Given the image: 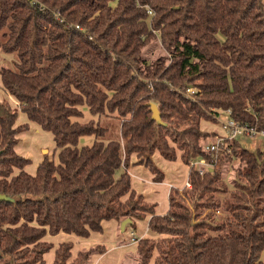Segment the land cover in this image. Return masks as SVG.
Listing matches in <instances>:
<instances>
[{
    "label": "trees",
    "instance_id": "1",
    "mask_svg": "<svg viewBox=\"0 0 264 264\" xmlns=\"http://www.w3.org/2000/svg\"><path fill=\"white\" fill-rule=\"evenodd\" d=\"M156 39L169 58L144 56ZM0 53L14 57L10 65L0 57V76L18 102L0 101V194L15 200L0 202V264H46L47 236L87 239L104 222L121 230L148 216L158 238L138 242L136 264H264V143L249 150L235 139L214 169L192 166L214 159L205 145L215 135L201 124L217 111L264 131V0H0ZM84 107L120 120L121 140L83 123ZM20 112L55 143L58 162L44 156L35 175L16 150L29 131ZM83 137L95 140L80 147ZM157 153L190 168L164 216L128 173L136 156L163 182ZM235 160L230 189L224 178ZM216 211L223 217L207 221ZM73 248L61 244L53 264H89L106 253L95 247L73 259Z\"/></svg>",
    "mask_w": 264,
    "mask_h": 264
},
{
    "label": "rangeland",
    "instance_id": "2",
    "mask_svg": "<svg viewBox=\"0 0 264 264\" xmlns=\"http://www.w3.org/2000/svg\"><path fill=\"white\" fill-rule=\"evenodd\" d=\"M149 45L150 46H148L144 52V56L147 59H149L150 61H156L157 59L163 58L166 56L168 58L170 57V55L162 48V45H161V42L159 39L154 40V42L150 43ZM5 56H6V58H5ZM5 56H4L5 60L8 63L10 62L9 63V65H10L11 62L14 61L13 55L11 56V55L5 54ZM2 61L3 60L0 59L1 63H2ZM194 91H195V89H194ZM7 100L12 107L17 108V104L15 102H13L12 99H7ZM82 110L84 111V118L82 119L83 123H87L91 120H94L96 123L101 124L102 127L106 128L108 130V133L106 135V140H108V141H112V140L113 141H115V140L120 141L121 140L120 120H118L114 117H109V116H102V117L92 116L87 107H84ZM222 118L225 119V116H223ZM18 122H19V124H28L29 125V132L24 133L23 135L20 136L21 140L19 143V151L32 157V162H31V165L29 166L28 171L30 173H33L34 172L33 171L34 166L37 168V166H38L37 162L42 157L41 152L43 149L45 150L44 156H49V157L53 158V156L55 155L54 139H53L52 134L49 132L42 131L41 134L39 132H37L36 129L33 128L32 125L30 124L31 122L28 120L27 116L21 112L19 113ZM220 126H221V124L215 118H212V120H210V121H203L202 122L201 129L205 132L212 133L215 135L214 137H212L208 140L206 145L209 143H214L218 136H223L224 132L222 131ZM94 140H95V137H83L80 140L79 146L80 147L91 146L93 144ZM238 140L245 148H247L249 150H256L260 144L264 143V138H261V137L250 138V137L242 136V137L238 138ZM233 141L234 140H230V139L226 140L225 147H223V148L224 149L227 148L230 151L231 147L233 145ZM48 150H51V152H49ZM179 154H181V153H179ZM213 158H214V156H213ZM55 161L58 162L57 154L55 155ZM238 162H239V160H235L231 164V166L229 167L230 171L224 178V181H226V183L229 185L230 189H233L232 184H231L232 179H234V180L237 179L236 173L233 171L231 172V170L235 169ZM186 203L190 204L189 202H186ZM208 213H209L208 211L203 212L201 219H204L205 217H207ZM222 217H223V213L216 211L209 218H206V219H208L207 221H209L211 223H215L219 219H221ZM128 226L131 227L132 225L130 224ZM125 233L126 232H122V234H125ZM96 234L97 235H94L93 238H91V239L89 237L90 240L85 239V238H79L75 235H72V237L76 239V240L75 239L72 240V241H74L73 242L74 244L72 242H64V243L73 244V247H74L73 251H72L73 257L74 256L77 257V255L80 251H88L92 248H95V247L91 246L92 242H95V241L99 242V240L106 238V235H102L101 233H96ZM100 235H102V236H100ZM125 235H128V233H126ZM132 238H134V236H132ZM56 239L57 240L53 241L55 244L44 240L47 243H50L53 245V249L50 252H48L47 254H45V256H44L46 264H53L54 263L55 251L61 244H63V243H61L57 246L56 243H58V242H60V240H64V239H61V238H56ZM89 244H91V245H89ZM97 247H104V246H97ZM126 254H127V256H124L121 259L116 258V256L112 255L109 258H107V259L105 258L104 260H102L100 262L99 261L96 262L95 260L93 261V256H94L93 255L89 264H123L127 260L129 262L128 264H136L137 263V259H135V258L137 257L138 252H134V250L131 249ZM52 257H54V258L52 259ZM75 257L73 259H75ZM261 259L264 262V252L262 254Z\"/></svg>",
    "mask_w": 264,
    "mask_h": 264
},
{
    "label": "crops",
    "instance_id": "3",
    "mask_svg": "<svg viewBox=\"0 0 264 264\" xmlns=\"http://www.w3.org/2000/svg\"><path fill=\"white\" fill-rule=\"evenodd\" d=\"M5 54L0 53V57L5 60L4 58ZM12 56V55H11ZM12 99L13 102H15L18 105V102L10 95H8L3 89H2V80L0 76V101ZM8 101V100H7ZM19 124V123H18ZM33 128L36 129L37 132L41 134L43 131L40 126H38L35 123H30ZM29 132V131H28ZM24 134V133H23ZM21 134V135H23ZM20 135V136H21ZM18 154L21 156H24L25 158H28L32 162V157L29 155H26L25 153H22L19 151V145L16 148ZM51 152V150H48ZM44 152L45 150H42V157L38 160L37 165L44 160ZM154 161L157 164V166L163 170L165 174V179L161 183L154 182V175L149 171L148 168L142 165H137V158L136 156H132L131 158V164L128 169V173L131 177L132 181V188L140 195H143L145 198V201L147 203L155 204V212L158 216H164L169 211V194L172 187L183 189L188 184V174H189V167L184 165L180 159H178L176 162H169L164 160L159 154H156L154 156ZM30 166V165H29ZM29 166L26 168V171L30 173ZM37 166V168H38ZM37 168L34 166V172L30 173L32 175H35ZM151 217H147L143 221H136L135 227H128L126 233L128 235L122 234L120 230V223L116 220L108 221L103 223L104 231L101 233L102 235H106L105 239L99 240V242H92V247L97 246H104L106 248V253L104 254H96L93 256V261L100 262L104 260L105 258H109L110 256H116V258H122L124 256H127V252L129 250H134V252H137L138 250V242L141 239L145 238H158L155 234L151 233L148 229L149 220ZM134 232L135 239L137 238V242L132 241V233ZM94 235H97L96 233H92L90 236V239L93 238ZM100 235V236H102ZM56 238H61L64 240H60V242L56 243L57 246L64 242H74L75 238L72 237V235L60 233L57 236H47L44 240L54 243V240H57ZM90 240L89 238H87ZM76 240V239H75ZM55 244V243H54ZM74 244V243H73ZM126 254V255H125ZM75 257V256H74ZM54 257H52L53 259ZM137 259V257L135 258ZM53 263V262H52ZM128 260L124 262L123 264H128ZM131 263V262H130Z\"/></svg>",
    "mask_w": 264,
    "mask_h": 264
},
{
    "label": "built area",
    "instance_id": "4",
    "mask_svg": "<svg viewBox=\"0 0 264 264\" xmlns=\"http://www.w3.org/2000/svg\"><path fill=\"white\" fill-rule=\"evenodd\" d=\"M191 91L192 90H189V92ZM215 113V119L221 124L220 128L222 129L224 134L223 136H218L214 143L205 145V150L214 155L215 159L212 162L201 159L192 163V166L196 167L199 170L200 174H204L210 169L214 168L218 154L224 149L223 147H225L226 140H235L242 136L250 138H264V131H258L256 129L250 128L248 126H243L235 122L231 117L230 111L220 110ZM223 116H225V119L222 118ZM132 236H134V232L132 233ZM132 241L137 242L135 236L134 238H132Z\"/></svg>",
    "mask_w": 264,
    "mask_h": 264
},
{
    "label": "water",
    "instance_id": "5",
    "mask_svg": "<svg viewBox=\"0 0 264 264\" xmlns=\"http://www.w3.org/2000/svg\"><path fill=\"white\" fill-rule=\"evenodd\" d=\"M151 110L153 112L152 119L154 121L158 122L159 124H162L163 125L164 123L162 122L161 113L159 111L158 106L156 104H151ZM2 201H4V202H10V203H14L15 202V200L13 198L8 197V196L3 195V194H0V202H2ZM131 223H132V220L131 219H127V220L123 221L121 223V231L122 232H125L126 231V227L128 225H130Z\"/></svg>",
    "mask_w": 264,
    "mask_h": 264
}]
</instances>
